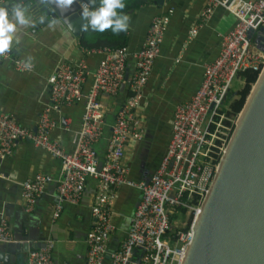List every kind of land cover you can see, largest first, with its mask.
I'll use <instances>...</instances> for the list:
<instances>
[{
    "label": "built area",
    "instance_id": "2783aa9c",
    "mask_svg": "<svg viewBox=\"0 0 264 264\" xmlns=\"http://www.w3.org/2000/svg\"><path fill=\"white\" fill-rule=\"evenodd\" d=\"M80 2L85 8L86 4ZM220 6L235 17V22L221 34L218 55L204 64L199 88L189 99L176 104L166 150L147 180L129 177L126 150L144 136V120L139 110L143 90L160 55L172 7L152 17L143 43L135 52H130L127 46L84 49L102 54L86 90L84 84L89 74L86 63L82 59L59 62L47 78L49 104L43 108L35 127L22 126L13 114L0 112V161L13 154L20 140L30 141L60 161L53 217L59 216L65 202L76 204L80 200L89 178L95 180L90 206L92 226L85 236L84 264H181L193 236L194 221L236 123L226 118L227 111L221 104L235 76L240 77L241 72L248 70L259 74L264 67V0H206L198 15L200 21L190 29L189 38ZM129 56L134 60L133 70L127 66ZM9 57L10 50L0 60ZM11 58L17 71L33 69L32 62L28 68V60ZM122 87L126 94L110 124L99 166L95 144L103 137L107 114L100 96H117ZM80 101L84 102V109L73 135V147L67 151L51 136L56 122L50 112ZM51 180L49 174L36 173L20 183L26 210L32 209ZM121 186L138 189L140 199L125 239L117 249L108 250L109 238L116 230L113 206ZM12 240L7 219L2 215L0 242ZM52 248L53 242L46 240L42 246L29 249L26 264H55ZM136 249L141 253L136 255Z\"/></svg>",
    "mask_w": 264,
    "mask_h": 264
},
{
    "label": "crops",
    "instance_id": "0c3cea01",
    "mask_svg": "<svg viewBox=\"0 0 264 264\" xmlns=\"http://www.w3.org/2000/svg\"><path fill=\"white\" fill-rule=\"evenodd\" d=\"M205 3L206 0H164L162 5L152 2L128 14L127 48L135 52L143 43L152 17L173 8L160 55L154 61L143 90L139 110L144 120V136L126 150L130 166L128 175L132 179L147 180L158 167L171 136V118L176 104L189 99L199 88L204 64L218 55L221 34L231 29L235 22L230 12L216 7L210 18L201 23L197 34L189 38L190 29L200 21L198 15ZM26 15L33 24L18 26L10 52L11 57L26 60L32 57L33 69L19 72L11 57L0 60V112H9L18 124L33 128L43 108L49 104L47 78L53 68L61 61L82 59L89 69L84 84L86 90L93 81L92 73L102 54L84 51L78 36L59 20L35 27L38 22L27 12ZM127 66L133 70L132 56H129ZM124 97V93L114 97L100 96L107 107L103 137L95 144L100 160L104 157L115 110ZM83 109L84 102L80 101L50 112L56 122L51 136L67 151L73 147V135L79 127ZM36 173L49 174L52 180L44 186L32 209L26 210L20 183ZM59 173L60 161L28 140H20L13 154L0 161V217L3 215L7 219L13 238L10 242H0V251L9 260L5 264H26L28 251L24 250L25 244L42 246L46 240L53 242L51 257L55 264L85 263V236L92 226L90 206L95 180L89 178L80 200L76 204L65 202L59 216L53 217ZM139 199L140 192L136 188L121 186L117 190L112 214L116 230L109 238L108 250L117 249L125 239ZM140 253L135 250L136 255Z\"/></svg>",
    "mask_w": 264,
    "mask_h": 264
},
{
    "label": "water",
    "instance_id": "95a60500",
    "mask_svg": "<svg viewBox=\"0 0 264 264\" xmlns=\"http://www.w3.org/2000/svg\"><path fill=\"white\" fill-rule=\"evenodd\" d=\"M163 1L154 3L162 5ZM12 2L0 0V6L10 7ZM23 6L38 22L35 27L59 20L74 36L82 31L84 8L79 0L67 10L56 0H23ZM256 83V91L248 98L250 90L240 110L239 122L194 221L181 264H264V67L253 85ZM120 92L125 96L124 87ZM25 245L27 251L41 246ZM0 261L9 262L2 251Z\"/></svg>",
    "mask_w": 264,
    "mask_h": 264
},
{
    "label": "clouds",
    "instance_id": "9594fccd",
    "mask_svg": "<svg viewBox=\"0 0 264 264\" xmlns=\"http://www.w3.org/2000/svg\"><path fill=\"white\" fill-rule=\"evenodd\" d=\"M56 3L63 10H67L74 0H56ZM88 5L81 12L84 21L81 25L83 31L90 28L92 31L105 32L110 29L114 35L128 31L130 16L124 12L126 7L124 0H99L98 6L97 0H88ZM26 12L23 0L19 3L13 0L10 7L0 6V56H4L10 50L18 26L28 27L33 24ZM28 60L26 67L31 68L32 57Z\"/></svg>",
    "mask_w": 264,
    "mask_h": 264
},
{
    "label": "trees",
    "instance_id": "16d2710c",
    "mask_svg": "<svg viewBox=\"0 0 264 264\" xmlns=\"http://www.w3.org/2000/svg\"><path fill=\"white\" fill-rule=\"evenodd\" d=\"M88 5V0H79ZM155 0H124L126 5L124 12L130 14L140 7L154 3ZM99 0H97V6ZM78 42L80 46L85 50H98L102 48H117L128 45V31L121 32L119 35H114L109 29L105 32L92 31L90 28L88 31H81L78 36ZM258 76V72L245 71L241 72L240 77L244 80L243 88L238 92L239 97L235 99L231 104V112L235 115L240 112L245 102V99L250 92L252 85L255 83ZM228 113V112H227Z\"/></svg>",
    "mask_w": 264,
    "mask_h": 264
},
{
    "label": "rangeland",
    "instance_id": "374dc122",
    "mask_svg": "<svg viewBox=\"0 0 264 264\" xmlns=\"http://www.w3.org/2000/svg\"><path fill=\"white\" fill-rule=\"evenodd\" d=\"M243 84H244L243 79H241L238 75L235 76V78L231 82V87L221 104L222 109L228 112V113L226 112V118L228 119H233L234 121H236L238 114L235 115L234 113L231 112L230 104L239 97L238 92L243 88L244 86Z\"/></svg>",
    "mask_w": 264,
    "mask_h": 264
},
{
    "label": "bare ground",
    "instance_id": "6f19581e",
    "mask_svg": "<svg viewBox=\"0 0 264 264\" xmlns=\"http://www.w3.org/2000/svg\"><path fill=\"white\" fill-rule=\"evenodd\" d=\"M257 84H258V83H256L255 85H252V87H251L252 90H251V92H250L248 98H250V96L256 91ZM239 114H240V112L238 113V116H240ZM238 116H237V118H236V122H239V117H238Z\"/></svg>",
    "mask_w": 264,
    "mask_h": 264
}]
</instances>
